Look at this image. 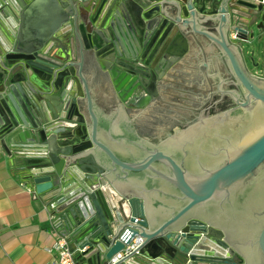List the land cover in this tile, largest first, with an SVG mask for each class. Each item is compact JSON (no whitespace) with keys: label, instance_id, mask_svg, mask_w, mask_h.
Here are the masks:
<instances>
[{"label":"water","instance_id":"water-1","mask_svg":"<svg viewBox=\"0 0 264 264\" xmlns=\"http://www.w3.org/2000/svg\"><path fill=\"white\" fill-rule=\"evenodd\" d=\"M93 1L0 0V144L21 178L59 199L78 264H108L138 237L113 264H264V121L206 163L185 143L207 133L156 145L126 108L156 96L169 65L208 66L207 46L244 88L237 103L264 107V78L230 38L253 36L263 0Z\"/></svg>","mask_w":264,"mask_h":264},{"label":"flooded vegetation","instance_id":"flooded-vegetation-1","mask_svg":"<svg viewBox=\"0 0 264 264\" xmlns=\"http://www.w3.org/2000/svg\"><path fill=\"white\" fill-rule=\"evenodd\" d=\"M261 15L256 16L259 17L256 25L264 30V20L263 25L258 26ZM236 43L241 48L244 67L251 74L243 45ZM207 48L204 55L210 62L208 66L200 63L169 65L158 80V94L141 106L130 104L126 108L131 126L156 145L171 143L182 132L191 129L207 133L206 139L186 140L185 148L202 146L200 148L207 156L205 162L209 163L208 160L221 158L222 150L234 143L239 134L264 121V107L255 103L250 108H243L237 103L235 97L241 101L246 98L244 88L219 49ZM251 62L254 67L258 61L251 59ZM185 152L188 151L179 150L176 156L187 163L190 156ZM198 161L200 158L191 161L190 167L195 168L194 171H198Z\"/></svg>","mask_w":264,"mask_h":264},{"label":"crops","instance_id":"crops-1","mask_svg":"<svg viewBox=\"0 0 264 264\" xmlns=\"http://www.w3.org/2000/svg\"><path fill=\"white\" fill-rule=\"evenodd\" d=\"M96 1L89 8L94 9ZM16 164L15 156L0 144V264H51L47 248L56 238L72 241L61 224H54L59 199L35 194Z\"/></svg>","mask_w":264,"mask_h":264},{"label":"built area","instance_id":"built-area-1","mask_svg":"<svg viewBox=\"0 0 264 264\" xmlns=\"http://www.w3.org/2000/svg\"><path fill=\"white\" fill-rule=\"evenodd\" d=\"M261 3L264 4V0L261 1ZM230 38L232 41L241 44L240 38L237 37V32H231ZM249 40L250 37H248L247 41ZM252 56L253 58L255 57L254 51H252ZM251 73L257 77L264 78V43L262 50V59L261 61H258L257 65L253 67ZM100 188L108 192L109 196L111 197L112 203H115V201L120 202V200H124L122 197L117 196L115 190L109 184L103 185ZM141 241L142 238L140 237L134 239L132 243L126 247L125 250L112 257L109 260L108 264H113L119 259L129 254L130 252H132L135 248H137L141 244ZM47 250L48 252H51L53 256L51 264H78L77 256L80 252H82L80 248H76L74 247V245H72L68 236H58L56 240L52 243V245L47 248Z\"/></svg>","mask_w":264,"mask_h":264},{"label":"rangeland","instance_id":"rangeland-1","mask_svg":"<svg viewBox=\"0 0 264 264\" xmlns=\"http://www.w3.org/2000/svg\"><path fill=\"white\" fill-rule=\"evenodd\" d=\"M264 11V7H263ZM253 37L250 38L249 41L243 43V50L246 54V59L249 67L253 70V64L251 62L250 56L252 55V51H254L255 59L257 61H261L262 59V50L264 43V30L257 27V25L253 26Z\"/></svg>","mask_w":264,"mask_h":264}]
</instances>
